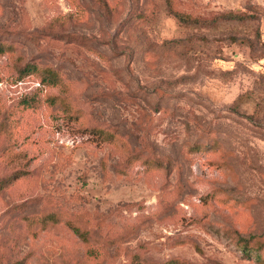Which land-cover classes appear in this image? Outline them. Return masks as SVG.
<instances>
[{
	"label": "rangeland",
	"instance_id": "374dc122",
	"mask_svg": "<svg viewBox=\"0 0 264 264\" xmlns=\"http://www.w3.org/2000/svg\"><path fill=\"white\" fill-rule=\"evenodd\" d=\"M0 182V264H259L264 0H0Z\"/></svg>",
	"mask_w": 264,
	"mask_h": 264
},
{
	"label": "trees",
	"instance_id": "16d2710c",
	"mask_svg": "<svg viewBox=\"0 0 264 264\" xmlns=\"http://www.w3.org/2000/svg\"><path fill=\"white\" fill-rule=\"evenodd\" d=\"M23 70H26V71H31V70H35L36 69V65L34 63H31V62H26L24 65H23ZM44 69L47 70V72L50 74L52 72V69H50L49 67H45ZM53 77H57L56 74L52 76V79H55ZM2 186L1 182H0V187ZM75 231H78V228L77 227H74L73 228ZM240 241L238 242V246H239V249L241 250V252L245 255H250L252 253V251H254L255 249L249 245V237L247 236H240ZM254 258L256 259V261L259 263V264H264V259L262 257L259 256V254L254 251Z\"/></svg>",
	"mask_w": 264,
	"mask_h": 264
}]
</instances>
